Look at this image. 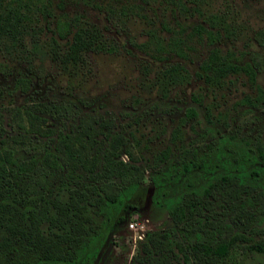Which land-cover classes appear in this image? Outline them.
Wrapping results in <instances>:
<instances>
[{
  "label": "rangeland",
  "instance_id": "1",
  "mask_svg": "<svg viewBox=\"0 0 264 264\" xmlns=\"http://www.w3.org/2000/svg\"><path fill=\"white\" fill-rule=\"evenodd\" d=\"M7 14L0 23V147L21 159L51 151L59 166L2 174L0 234L2 223L19 221L29 207L45 202L52 215L54 200L90 185L79 166L68 175L58 134L81 131L102 149L105 133L118 131L141 175L119 208L101 215L90 207L91 264H154V254L140 250L148 229H172L184 243L231 232L264 239V0H29ZM57 20L90 45L66 56ZM196 23L204 25L199 34ZM228 52L236 68H204L211 53ZM23 109L44 116L50 134H33ZM179 195L188 204L184 226L166 210ZM161 253L160 264L182 263L175 249ZM15 257L23 259L12 252L0 264ZM254 257L240 240L225 262L257 264Z\"/></svg>",
  "mask_w": 264,
  "mask_h": 264
},
{
  "label": "trees",
  "instance_id": "2",
  "mask_svg": "<svg viewBox=\"0 0 264 264\" xmlns=\"http://www.w3.org/2000/svg\"><path fill=\"white\" fill-rule=\"evenodd\" d=\"M28 1L0 0V23L5 24L8 20L7 13H11L12 8L21 12L22 5H26ZM192 29L199 34L204 29V25L196 23ZM55 33L60 39L68 41L66 56L70 55L71 51H76L78 47L88 46L91 43L90 39H82L78 33L69 35V25L58 20L55 23ZM255 36L262 38V33L253 35L254 39ZM236 67L229 52L225 55L211 53L204 65L207 70H218L225 74L229 69ZM185 114L192 117L196 112L193 107L188 106L185 108ZM23 115L26 126L33 134L39 136L50 134L51 129L44 116L25 109H23ZM105 139V146L101 149L81 131L58 134L67 165L72 167L70 170L68 168V175L70 172H75V166H79L82 172L88 174L90 185L70 189L69 196L63 203L60 200H54L52 215L47 214L48 208L44 202L36 209L29 207L19 221L2 223L0 255L9 259L11 253L16 252L23 258L15 257V263L8 261V264L92 263V255L87 251L91 241L90 207L94 208L95 214L101 215L119 208L125 204V198L137 186L141 175L137 158L126 148V137L116 131L105 133ZM87 148H93L92 152L81 151ZM121 152L126 155V160L120 158ZM257 154L263 156L260 148ZM58 166L59 159L51 151H45L39 158L30 156L21 159L16 157L9 148L0 147V179L7 180L9 175L15 178L21 177L42 167L53 170ZM5 172L8 173L7 177L2 175ZM113 176L118 177L119 181L116 182ZM223 177L226 178L225 175ZM187 207V199L184 195L172 197L167 202L166 210L174 224L184 226L186 222L188 223ZM130 208L134 210L135 206L130 205ZM42 223L46 225L42 227ZM64 223L66 224L62 225ZM240 240L245 241L249 252L259 257H254L258 260L257 264H264V239H254L240 232H231L226 237L210 242L198 239L184 243L176 238L172 229H148L145 231L140 250L146 254H154L151 257L154 264L162 262L163 250L172 251L173 249L180 254L181 264H226L225 259L230 249L236 241ZM25 253L31 255L30 259L25 258ZM237 264L245 263L240 259Z\"/></svg>",
  "mask_w": 264,
  "mask_h": 264
},
{
  "label": "built area",
  "instance_id": "3",
  "mask_svg": "<svg viewBox=\"0 0 264 264\" xmlns=\"http://www.w3.org/2000/svg\"><path fill=\"white\" fill-rule=\"evenodd\" d=\"M120 158H121L122 160H126V159H127L125 154H121V157H120ZM132 226H133V223L130 222V223H129V227H132ZM138 236H139V237L142 236L141 232L138 234Z\"/></svg>",
  "mask_w": 264,
  "mask_h": 264
}]
</instances>
